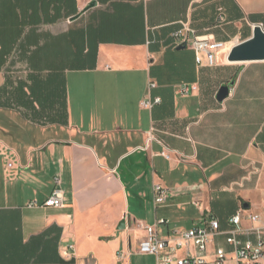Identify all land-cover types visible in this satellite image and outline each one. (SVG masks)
<instances>
[{"label": "crops", "instance_id": "1", "mask_svg": "<svg viewBox=\"0 0 264 264\" xmlns=\"http://www.w3.org/2000/svg\"><path fill=\"white\" fill-rule=\"evenodd\" d=\"M183 24L233 47L264 28V0H0V264H156L143 226L167 218L166 236L208 211L264 227V60L200 65L175 45ZM56 175L65 206L29 207Z\"/></svg>", "mask_w": 264, "mask_h": 264}, {"label": "built area", "instance_id": "2", "mask_svg": "<svg viewBox=\"0 0 264 264\" xmlns=\"http://www.w3.org/2000/svg\"><path fill=\"white\" fill-rule=\"evenodd\" d=\"M194 30L188 25L183 26L174 33L175 45H190L196 52L197 63L208 66H216L221 59L227 57L232 49L229 43L217 41L210 36H200L194 34ZM204 54L205 58L202 57ZM156 87L154 81L149 82V90ZM180 92L188 95L197 89L196 85L183 84ZM161 102L160 97H147L142 100L141 106L151 109ZM154 139L150 136L149 142ZM163 149L160 154L166 159H171L173 149L163 141L158 140ZM12 162L8 167H12ZM54 188L51 195L42 203L33 200L28 203L29 207H51L62 208L65 206V192L62 187L60 175L54 177ZM242 185V182H238ZM154 201L156 205H162L167 201L170 190L161 183L154 185ZM206 215V214H204ZM261 216L257 213H246L240 208L229 220V228H221L220 222L210 211L204 225L194 226L188 229L176 230L173 234L161 236L159 228L168 225L170 220L161 218L154 224L143 226L145 235L138 244L137 252L142 255H150L156 258V264H264V227L253 226L244 228L243 221L248 220L257 223ZM257 234L258 240L253 241L247 236ZM220 237L224 238V244L218 243ZM128 253L123 250L118 251L117 258L124 260Z\"/></svg>", "mask_w": 264, "mask_h": 264}, {"label": "water", "instance_id": "3", "mask_svg": "<svg viewBox=\"0 0 264 264\" xmlns=\"http://www.w3.org/2000/svg\"><path fill=\"white\" fill-rule=\"evenodd\" d=\"M187 44L179 45L178 48H185ZM229 62H248L256 60H264V28L260 24H255L253 36L242 42L237 43L230 50L228 57ZM233 84V82L231 83ZM231 86L223 85L217 92V100L222 102L230 93ZM248 204H245V208ZM124 225L122 223L123 228Z\"/></svg>", "mask_w": 264, "mask_h": 264}]
</instances>
